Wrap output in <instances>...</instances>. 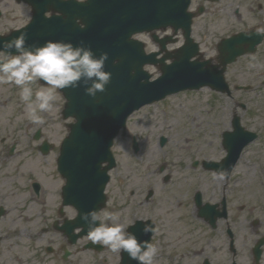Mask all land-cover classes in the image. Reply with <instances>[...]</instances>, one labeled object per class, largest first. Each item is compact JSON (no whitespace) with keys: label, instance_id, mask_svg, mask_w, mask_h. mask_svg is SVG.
Segmentation results:
<instances>
[{"label":"flooded vegetation","instance_id":"obj_1","mask_svg":"<svg viewBox=\"0 0 264 264\" xmlns=\"http://www.w3.org/2000/svg\"><path fill=\"white\" fill-rule=\"evenodd\" d=\"M245 1L192 0L189 11L195 18L193 29H201L196 24L203 17L210 16L211 22H218L223 15L232 16L235 13L241 20L240 14L245 13L248 6L252 14H262L254 16L257 23L253 29H264V9L260 1L256 4L253 0L249 5ZM36 2L37 12L32 4L23 0H0V46L3 41L22 32L27 33L26 45H43L49 40L57 41L54 37L61 32L58 30L72 28L65 27L70 22L73 24V17H69L72 10L64 0ZM81 25L85 27L88 22L83 24L80 21ZM205 29L208 27L205 26ZM230 36L220 38L219 42ZM31 86L35 93L45 85L37 81ZM19 91L14 84H0V264H74V257L78 254H90L93 264L107 263V258H100L107 252L106 247L104 250L88 251L85 249L89 243L87 238L79 240V243L86 240L80 246H73V209L64 204V180L58 172L61 145L66 135L57 138V127L67 129V122L61 119L64 107L62 94L59 90L56 93L62 99L63 106L57 105L55 101L53 108L60 110L61 122L57 123L52 111L43 113L45 122L38 125L27 119ZM128 138L132 142V136L124 137ZM130 149L132 151V143ZM235 173L232 172L224 180L214 179L217 175L214 173L213 178L205 177L202 182L199 180L202 178L197 177L194 182L196 190L190 197L193 220L187 222L193 225L194 232L199 235L193 252L198 259L197 264H264V207L243 204L244 197L240 196L243 192L240 190L242 180L235 177ZM160 174H163L162 170ZM174 180L171 174H167L162 184L166 188ZM150 182L145 194L138 189L130 193L133 203L129 206L128 219L122 215L119 206L109 209V196L105 210L120 213L121 222L133 221L135 227L129 230L141 240H148L151 235L141 232L144 223L152 224L155 233L151 235L150 243L159 249L157 256L163 260L168 255L167 248L173 246L174 232L185 223V219L180 218L181 214L182 217L184 215V204L178 195L167 196L168 204L177 203L171 209L162 208L161 218L156 214L157 183ZM118 183L121 189L116 194L120 193L122 198L125 196V182L118 179ZM111 184H114L113 179L109 187ZM202 186L205 188L202 189ZM172 215L176 216L175 220L169 219ZM218 240L220 247L226 250L224 257L218 255ZM164 242H167V246ZM118 257V264H122V253ZM126 263L138 264L130 259ZM75 264H78V260Z\"/></svg>","mask_w":264,"mask_h":264},{"label":"water","instance_id":"obj_2","mask_svg":"<svg viewBox=\"0 0 264 264\" xmlns=\"http://www.w3.org/2000/svg\"><path fill=\"white\" fill-rule=\"evenodd\" d=\"M189 4L190 0H89L88 7L74 1L67 3L72 10L69 17H73V24L70 22L65 27L72 28L58 30L61 32L54 38L73 44L82 41L97 56L107 52L105 70L112 73L106 90L97 92L95 97L86 95L84 87L64 89L65 118L72 117L76 122L63 145L60 172L68 181L63 192L65 203L78 212L72 229H82L80 236L87 235L88 231L80 219L81 214L105 207L108 172L115 167L111 148L114 139L125 129L128 118L140 108L180 91L210 87L229 93L224 76L227 66L239 57L256 53L261 43L262 37L241 34L219 46V65L191 62L197 56V46L192 45L190 39ZM77 19L83 24L88 22L87 29H81ZM167 27L175 31L183 27L187 38V45L174 58L167 56L157 60L158 54L148 56L144 44L132 39L136 34ZM154 39L157 41L156 36ZM162 45L164 50L165 42ZM166 59L173 63L166 65ZM113 61L118 63L113 64ZM158 64L162 76L150 82L152 76L144 67ZM233 127L235 132L226 135L224 141L228 157L222 165L227 171L238 161L244 148L257 138L241 127L237 117Z\"/></svg>","mask_w":264,"mask_h":264},{"label":"rangeland","instance_id":"obj_3","mask_svg":"<svg viewBox=\"0 0 264 264\" xmlns=\"http://www.w3.org/2000/svg\"><path fill=\"white\" fill-rule=\"evenodd\" d=\"M251 1L253 0L245 1V4H252ZM254 1L257 4L258 0ZM259 1L264 9V0ZM248 7L245 13L240 14V21L234 13L232 16L223 15L218 22L213 20L215 24L211 22L210 16L203 17L197 22L196 27L201 29H195L194 38L200 46L204 59L217 57L216 46L220 38L256 25L254 16H262V14L258 12L252 14ZM205 24H210V28L206 30ZM157 35L163 38L165 34L158 32ZM136 38L145 44L147 53L159 51L158 45L153 42L150 35L142 34ZM183 44V38L179 36L178 41L171 44L168 49L175 51ZM251 64H256L257 67L252 68L249 66ZM146 70L153 79L161 75L157 68L146 67ZM226 80L231 86L233 99L215 93L209 88L172 96L167 101L147 107L132 117L128 124V137L137 138L140 145L138 154L135 155L131 151L129 138L119 139L114 147L118 165L112 173L114 184H111L107 190L110 199L109 209L119 206L122 215H126L128 219L129 206L133 203L130 193L138 189L145 194L151 185L150 180L152 183L155 181L157 183L155 199L158 203V212L156 214L161 218L162 208L171 209L177 203L175 201L173 204H168L167 196L178 195L179 200L184 204V215L182 217L181 214L180 218L185 219V223L179 225L174 232L176 235L173 237V246L167 248L166 259L161 260L156 256L154 264H197L198 259L193 252L199 235L198 232H194L193 225L187 222L193 220V205L190 197L196 190L194 182L197 177L202 178L199 180L204 182L205 177L213 178L214 174L205 172L201 167L193 169V165L195 162L201 164L204 161L220 163L226 157L222 137L224 133L233 131L231 122L235 114L240 117L243 128L258 134V140L244 151L235 169V177L242 180L240 190L243 192L240 196L244 197L243 204L248 207L252 204L264 207V45L256 55L241 58L230 66ZM235 86H250L253 91L236 92ZM61 100L58 98L56 104L63 106ZM240 104L246 107V111L239 107ZM59 112L58 108L53 109L58 124L61 122ZM66 134L67 130L63 129V126L57 127V138H63ZM163 137L167 139V143L161 148L159 140ZM161 170L163 174H160ZM167 174H171L175 180L165 188L162 179ZM118 179L125 182L123 188L125 196L122 198L120 193L116 194L121 189ZM204 188L205 186H202V189ZM175 218L174 215L169 217L170 220ZM85 241L80 242L78 246ZM217 244L219 257H224L225 248L220 247L219 240ZM164 245L167 246V242H164ZM90 256V254H78L74 257V264L76 260L78 264H93L94 261ZM100 258L108 259L105 264H118L119 261L118 254L109 250L104 255H100Z\"/></svg>","mask_w":264,"mask_h":264},{"label":"clouds","instance_id":"obj_4","mask_svg":"<svg viewBox=\"0 0 264 264\" xmlns=\"http://www.w3.org/2000/svg\"><path fill=\"white\" fill-rule=\"evenodd\" d=\"M75 2L85 4L87 0ZM256 34H264V29H257ZM27 38V33L22 32L2 42L0 84H14L20 89L25 115L32 123L39 125L45 122L42 114L53 111L58 90L84 87L86 95L95 97L97 92H104L111 82L112 73L105 70L107 52L97 56L82 41L73 44L71 41L49 40L43 45H26ZM115 63L118 61H113ZM249 66L257 67L256 64ZM37 81L45 86L34 93L31 85ZM227 174L226 169L221 170L214 179L224 180ZM80 219L87 225L88 239L93 244L106 247L115 254L126 253L130 260L138 264H154L159 250L150 243L151 235L155 233L152 224L144 223L141 232L151 235L148 240H141L129 230L135 227V223L131 220L121 222L120 213L90 210L82 213Z\"/></svg>","mask_w":264,"mask_h":264}]
</instances>
